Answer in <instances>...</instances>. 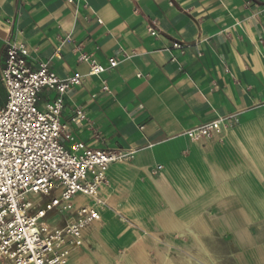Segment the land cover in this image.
<instances>
[{
  "label": "crops",
  "instance_id": "0c3cea01",
  "mask_svg": "<svg viewBox=\"0 0 264 264\" xmlns=\"http://www.w3.org/2000/svg\"><path fill=\"white\" fill-rule=\"evenodd\" d=\"M6 42L60 79L83 77L61 113L77 141L133 151L109 166L102 204L72 200L98 219L67 264H171L165 252L191 251L194 239L206 251L197 236L247 235L264 220V0H0V70ZM81 54L118 65L89 76ZM54 97L42 92L39 106ZM5 99L0 82V108ZM230 115L209 139L183 135Z\"/></svg>",
  "mask_w": 264,
  "mask_h": 264
},
{
  "label": "built area",
  "instance_id": "2783aa9c",
  "mask_svg": "<svg viewBox=\"0 0 264 264\" xmlns=\"http://www.w3.org/2000/svg\"><path fill=\"white\" fill-rule=\"evenodd\" d=\"M149 34L157 32L151 28ZM172 48L183 49V45L176 42ZM54 56L59 57V48ZM4 57L0 70L6 94L0 108V259L10 264H67L82 232L98 219L94 208L79 205L74 209L72 200L83 196L102 204L98 191L106 185L109 166L131 160L133 151L92 149L68 131L61 120L63 96L81 85V75L60 79L48 62L31 64L24 44L6 42ZM78 60L89 64V76L98 77L118 65L115 57L107 60L106 67L86 54ZM44 91L55 97L40 107ZM75 115L83 114L76 110ZM234 117H219L183 135L191 141L209 139ZM70 211L73 220L62 227L47 221L52 212Z\"/></svg>",
  "mask_w": 264,
  "mask_h": 264
},
{
  "label": "rangeland",
  "instance_id": "374dc122",
  "mask_svg": "<svg viewBox=\"0 0 264 264\" xmlns=\"http://www.w3.org/2000/svg\"><path fill=\"white\" fill-rule=\"evenodd\" d=\"M226 230L239 229L226 225ZM197 237L206 251L195 249L200 245L194 239L191 251L165 252L171 264H264V220L258 221L247 235L226 233ZM0 264L10 263L0 259Z\"/></svg>",
  "mask_w": 264,
  "mask_h": 264
},
{
  "label": "bare ground",
  "instance_id": "6f19581e",
  "mask_svg": "<svg viewBox=\"0 0 264 264\" xmlns=\"http://www.w3.org/2000/svg\"><path fill=\"white\" fill-rule=\"evenodd\" d=\"M179 250V249H178Z\"/></svg>",
  "mask_w": 264,
  "mask_h": 264
}]
</instances>
